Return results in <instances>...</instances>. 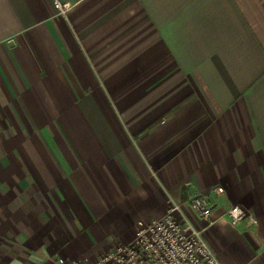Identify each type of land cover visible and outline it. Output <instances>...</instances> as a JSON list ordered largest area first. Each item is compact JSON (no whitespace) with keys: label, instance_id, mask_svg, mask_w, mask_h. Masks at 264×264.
<instances>
[{"label":"crops","instance_id":"0c3cea01","mask_svg":"<svg viewBox=\"0 0 264 264\" xmlns=\"http://www.w3.org/2000/svg\"><path fill=\"white\" fill-rule=\"evenodd\" d=\"M59 1L0 0V264L92 261L169 198L264 264V0Z\"/></svg>","mask_w":264,"mask_h":264},{"label":"built area","instance_id":"2783aa9c","mask_svg":"<svg viewBox=\"0 0 264 264\" xmlns=\"http://www.w3.org/2000/svg\"><path fill=\"white\" fill-rule=\"evenodd\" d=\"M54 8L64 14L68 4L54 0ZM217 192H222L220 186ZM164 212L147 221L138 220L131 238L99 255L92 261L57 257L53 264H222L203 239V227H196L189 221L179 222L177 214L180 203L167 199ZM189 207L197 216L209 224L211 203L201 195L194 194L188 200ZM230 223L237 225L245 218L255 223V218L240 204H230L226 209Z\"/></svg>","mask_w":264,"mask_h":264},{"label":"rangeland","instance_id":"374dc122","mask_svg":"<svg viewBox=\"0 0 264 264\" xmlns=\"http://www.w3.org/2000/svg\"><path fill=\"white\" fill-rule=\"evenodd\" d=\"M113 236L115 237L116 234H112V235H111V237H113ZM102 237H103V238H102V241H103V242H107V240H109V237H108L107 235H103ZM116 237H118V235H117ZM103 242H102V243H103ZM99 247H100V248L102 247L100 243L95 245V248H99Z\"/></svg>","mask_w":264,"mask_h":264}]
</instances>
